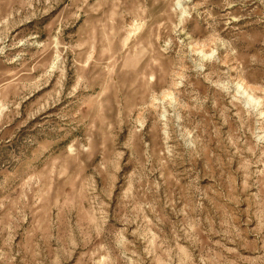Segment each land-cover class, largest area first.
Segmentation results:
<instances>
[{
  "label": "rangeland",
  "instance_id": "obj_1",
  "mask_svg": "<svg viewBox=\"0 0 264 264\" xmlns=\"http://www.w3.org/2000/svg\"><path fill=\"white\" fill-rule=\"evenodd\" d=\"M0 264H264V0H0Z\"/></svg>",
  "mask_w": 264,
  "mask_h": 264
}]
</instances>
